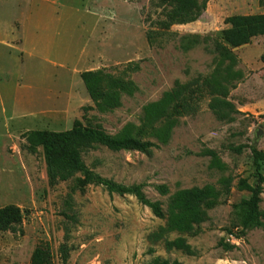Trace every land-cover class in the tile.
<instances>
[{
	"label": "rangeland",
	"instance_id": "obj_1",
	"mask_svg": "<svg viewBox=\"0 0 264 264\" xmlns=\"http://www.w3.org/2000/svg\"><path fill=\"white\" fill-rule=\"evenodd\" d=\"M163 11L158 0H0V21H10L0 27V37L7 35L0 44V65L6 71L0 82L5 96V113L0 103V208L14 205L22 214L19 231H0V264H30L39 244L48 248L50 264H146L155 259L264 264V230L240 226V204L255 183L250 147L264 152V36L231 48L234 69L242 76L220 103L205 94L193 114L178 116L166 143L141 124L143 107L176 82L212 73L216 54L209 49L227 27L225 19L264 13V0H208L195 21L167 30L157 23ZM149 30L161 31L151 43ZM187 35L199 39L183 50L180 40ZM98 69L132 80L137 91L122 95L119 107L97 111L80 73ZM215 104L224 118L216 117ZM75 120L98 125L110 135L127 133L157 144L148 152L97 144L81 156L105 178L142 184L145 196L163 209L168 195L159 194L157 185H166L171 194L204 185L222 189L221 180H228L227 191L207 211L198 233L164 236L184 237L188 252L166 249L164 239L154 238L165 221L134 196L81 186L78 175L49 182L42 148L26 133L67 130ZM240 145L241 151L234 152ZM204 149L213 150L225 168L213 166L210 156L200 154ZM260 172L264 174V159ZM262 189L264 222V183Z\"/></svg>",
	"mask_w": 264,
	"mask_h": 264
},
{
	"label": "trees",
	"instance_id": "obj_2",
	"mask_svg": "<svg viewBox=\"0 0 264 264\" xmlns=\"http://www.w3.org/2000/svg\"><path fill=\"white\" fill-rule=\"evenodd\" d=\"M208 0H158L163 7L164 17L157 23L159 28L167 30L173 24H184L195 21L205 9ZM227 27L222 30L221 38L213 40V48L209 49L216 54L215 67L208 77L195 78L189 83L176 82L172 88L163 92L162 96L154 102L143 107L141 124L146 127L160 142L166 143L178 116L193 114L197 103L205 94L214 95L213 100L220 103L226 97L234 81L239 80L242 73L235 70L236 57L231 48L248 43L253 37L264 36V13L231 15L225 19ZM161 31L149 30L146 33L149 43L154 34ZM191 38V41H189ZM199 36L187 35L181 37L180 48L187 50L192 44L198 42ZM203 40H206L204 38ZM87 93L93 102L94 108L99 112L111 111L121 104L122 95H132L137 91L135 83L121 75H112L104 69L84 70L80 73ZM223 101V100H222ZM223 103V102H221ZM216 117L222 119L226 114L218 105H212ZM29 140L42 148L47 176L50 183L66 181L75 175L81 186L94 184L103 187L109 194H130L138 202L147 206L152 214L165 223L154 234V238L164 239L166 249H179L189 251V245L182 236L173 240L165 239L169 232L194 235L200 231V224L207 219V211L220 202L223 193L227 191L228 180L223 178L222 189L213 185L191 187L175 190L169 194L166 185H157L156 189L161 195H168L165 209L159 201H151L142 191V184L134 183L124 185L112 179L105 178L91 170L83 161L81 153L95 145H102L110 150H137L148 152L157 144L150 140H143L130 136L127 133L110 135L101 127L84 125L75 120L70 129L63 131L31 130L26 133ZM242 146L233 147L234 152H240ZM255 168V183L248 186L250 195L243 200L242 229L258 227L264 230L261 219L259 203L261 201L264 174L260 172V161L264 159V152L254 145L250 147ZM210 156L211 164L224 169L225 164L210 149L200 152ZM22 214L14 205L0 208V231L20 230ZM65 260V255L63 257ZM30 264H50V252L44 245H36L30 256ZM146 264H180L177 261L155 259Z\"/></svg>",
	"mask_w": 264,
	"mask_h": 264
},
{
	"label": "crops",
	"instance_id": "obj_3",
	"mask_svg": "<svg viewBox=\"0 0 264 264\" xmlns=\"http://www.w3.org/2000/svg\"><path fill=\"white\" fill-rule=\"evenodd\" d=\"M22 19V18H21ZM23 20V23L24 24H27L26 23V20H24V19H22ZM8 23H10V21L9 22H7L6 24L4 23V22H1L0 21V27H4V26H6V25H8ZM0 30H2V28H0ZM1 32V31H0ZM1 36V35H0ZM5 39V40H4ZM3 41H6L7 42V35H4V36H2V37H0V44H1V42H3ZM37 51V50H36ZM34 52H31V54H33ZM5 78V80H6V71H5V69H3L2 67H1V65H0V82H1V80H3ZM20 77H18V79H19ZM4 80V81H5ZM21 80V79H20ZM3 85V84H2ZM0 87H1V85H0ZM0 103H1V105H2V112L3 113H5V108H4V105H5V96L1 93V91H0Z\"/></svg>",
	"mask_w": 264,
	"mask_h": 264
},
{
	"label": "water",
	"instance_id": "obj_4",
	"mask_svg": "<svg viewBox=\"0 0 264 264\" xmlns=\"http://www.w3.org/2000/svg\"><path fill=\"white\" fill-rule=\"evenodd\" d=\"M261 134V131L256 132V137H258Z\"/></svg>",
	"mask_w": 264,
	"mask_h": 264
}]
</instances>
